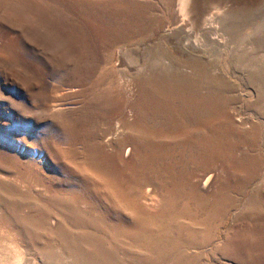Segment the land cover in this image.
Returning <instances> with one entry per match:
<instances>
[{"label":"rangeland","instance_id":"1","mask_svg":"<svg viewBox=\"0 0 264 264\" xmlns=\"http://www.w3.org/2000/svg\"><path fill=\"white\" fill-rule=\"evenodd\" d=\"M177 1L0 0V264H264V23Z\"/></svg>","mask_w":264,"mask_h":264},{"label":"bare ground","instance_id":"2","mask_svg":"<svg viewBox=\"0 0 264 264\" xmlns=\"http://www.w3.org/2000/svg\"><path fill=\"white\" fill-rule=\"evenodd\" d=\"M258 4H259V6H258ZM176 5H177V9H179L180 11H185V12H189V14H191V17H192V19H193V23H195V25H199L200 24V28H202V30L205 32L204 34H206L207 32H209L210 30H215L216 28H218L217 26L219 25L217 22H221V19L224 17V18H228L229 19V21H230V18H233L234 16L236 17V18H234V19H238L239 18V16L240 15H245L246 13H250V15H251V13H255V16H258L260 19L259 20H261V21H263V23H264V0H178L177 2H176ZM178 11V10H177ZM176 11V12H177ZM238 14H240V15H238ZM184 15V14H183ZM186 15V14H185ZM184 15V16H185ZM188 15V14H187ZM178 16V13L176 14V18H178L177 17ZM180 16V15H179ZM253 16V15H252ZM251 16V17H252ZM255 16H253V17H255ZM186 17V16H185ZM238 17V18H237ZM245 17H248V18H250V16H248L247 14L245 15ZM257 17V18H258ZM242 18V17H241ZM179 19V18H178ZM177 19V20H178ZM240 19V18H239ZM239 19H238V21H239ZM243 19V18H242ZM252 19V18H251ZM176 20V22H178ZM180 20V19H179ZM190 20V19H189ZM224 20H226V19H224ZM245 20H248L247 18H245ZM254 20V19H253ZM252 20V21H253ZM256 20V19H255ZM181 21V20H180ZM226 21H228V20H226ZM232 21V20H231ZM243 21V20H242ZM249 21V20H248ZM183 22V21H182ZM181 22V23H182ZM223 22V21H222ZM234 22V20L232 21V23ZM236 22H237V20H236ZM247 22V21H246ZM254 22V21H253ZM252 22V24H253V26H255L254 25V23L256 22H254L253 23ZM257 22H258V20H257ZM180 22H178V25L180 26V28L182 29L181 31H182V35H186L187 33V28H186V26H183V23L181 24ZM177 24V23H176ZM218 24V25H217ZM220 24H222V26H220V27H225L223 24H226V22H224V23H220ZM229 24V23H228ZM237 24V23H236ZM239 24V23H238ZM243 24V23H242ZM245 24V23H244ZM244 24H243V28H245L246 27V25H245V27H244ZM195 25H193V26H195ZM232 25V24H231ZM234 25H235V23H234ZM233 25V26H234ZM226 26H228V25H226ZM241 26V25H240ZM252 25H249V26H247V27H251ZM197 27V26H196ZM237 27V26H236ZM257 27V26H256ZM255 27V28H256ZM176 28H178V27H176ZM185 28V29H184ZM252 28V27H251ZM262 28H264V24H262V26H260V29H259V31H262L261 29ZM224 29V28H223ZM222 29V30H223ZM225 29H226V27H225ZM224 29V30H225ZM227 29L230 31V29L232 30V27L230 28V26H229V28L227 27ZM226 29V30H227ZM238 30H240V28H237ZM241 29H242V27H241ZM218 30H220L219 28L217 29V31ZM227 30V31H228ZM234 30H235V27H234ZM253 30H254V28H253ZM168 31V30H167ZM177 31H179V30H177ZM180 31V32H181ZM217 31H212V32H216L217 33ZM228 31V32H229ZM233 31V30H232ZM237 31V30H236ZM241 31V30H240ZM243 31H244V29H243ZM176 32V31H175ZM223 32V31H222ZM226 32V31H225ZM228 32H226V33H228ZM231 32V31H230ZM229 32V33H230ZM238 32V31H237ZM246 32V31H245ZM168 34H171V32H170V30H169V32H167ZM186 33V34H185ZM221 33V32H220ZM232 33L233 32H231V35H232ZM235 33V32H234ZM247 33V32H246ZM251 33V32H250ZM255 33H257V32H255ZM210 34H211V32H210ZM238 34V33H237ZM219 35H221V34H219ZM218 35V36H219ZM230 35V34H229ZM235 35V34H234ZM186 36H188V34L186 35ZM212 36H214V34L212 35ZM216 36V35H215ZM217 36V37H218ZM237 36V35H236ZM205 37H207V39L209 40V39H211V40H209V41H212L213 42V44L214 43H219V41H220V39H218V38H215V37H208V35H205ZM225 37V36H224ZM230 37H232V36H230ZM187 38H189V37H187ZM223 38V37H222ZM181 39H183L182 37H181ZM206 39V40H207ZM226 39V38H225ZM223 40V39H222ZM229 40V39H228ZM234 40V39H233ZM232 40V41H233ZM246 40V39H245ZM187 41V40H186ZM225 41V40H224ZM227 41V40H226ZM231 41V40H230ZM230 41H228V42H230ZM190 42V41H189ZM206 44H208V42H205ZM210 43V42H209ZM195 44H196V42H195ZM197 44H198V42H197ZM206 44L204 45V44H202V46L204 45V46H206ZM211 44V43H210ZM220 44V43H219ZM193 45V44H192ZM200 45V44H199ZM215 45V44H214ZM222 45H223V43H222ZM246 45V44H245ZM187 46V45H186ZM195 46V45H194ZM208 46V45H207ZM220 46V45H219ZM229 46V45H228ZM241 46V45H240ZM248 46H249V44H248ZM182 47H184L183 45H182ZM190 47V46H189ZM198 47H200V46H198ZM210 46H208V48H209ZM223 47V46H222ZM245 47V46H244ZM247 47V46H246ZM192 47H190V49H191ZM195 48H196V46H195ZM200 48H202V47H200ZM204 48H206V47H204ZM214 48V47H213ZM220 48V47H219ZM184 49V48H183ZM186 49H188V48H186ZM194 49V48H193ZM198 49V48H197ZM197 49H195L196 51H198ZM203 49V48H202ZM207 49V48H206ZM212 49V48H211ZM210 49V50H211ZM242 49H244L243 47H242ZM201 50V49H200ZM220 50V49H219ZM221 50H223V49H221ZM226 50V49H225ZM239 50V49H238ZM241 50V49H240ZM239 50V51H240ZM238 51V52H239ZM256 87H258V86H256ZM211 176H208L207 178H206V181H205V183H204V185L206 186V185H209L210 184V180H211V178H210ZM212 181V180H211ZM8 205L9 204H6V201H5V199H4V197H3V195H0V218H2V217H6V216H9L8 217V220H7V222L6 223H8V226H10V227H7V230H9V229H11V230H14L13 232L15 233V234H19V233H21V227L20 226H18L19 224L18 223H16V222H18L16 219H17V217H16V219H15V216L17 215V214H15L17 211H15L16 210V206L15 205H12L11 207H9V208H7L8 207ZM11 205V204H10ZM10 209V210H9ZM18 210V209H17ZM15 212V213H14ZM15 214V215H14ZM49 220V219H48ZM47 220V221H48ZM5 223V224H6ZM51 222H49L48 224H50ZM5 224H4V227H5ZM49 226V225H48ZM0 227H3V226H0ZM53 227V226H52ZM9 228V229H8ZM4 229H6V228H4ZM3 229V230H4ZM11 230H9V231H11ZM5 232H6V230H5ZM12 232V231H11ZM7 233H8V231H7ZM23 233V232H22ZM20 235V234H19ZM22 236H23V234H22ZM24 237V236H23ZM23 240V239H22ZM17 245V244H16ZM3 246V245H2ZM1 246V247H2ZM22 246H24L23 244H22ZM11 247V246H10ZM13 247V246H12ZM10 248L11 250H13V248ZM16 246H14V248H15ZM29 246H27V248H28ZM3 248V247H2ZM18 248V252H16L15 253V255H14V257H13V259H12V262L10 263V264H19L21 261H22V259H24L23 257H22V253L24 252H20L19 251V249H21V247L19 248V246L17 247ZM26 248V247H25ZM24 248V249H25ZM16 250V249H15ZM26 250V249H25ZM29 250H30V248H29ZM22 251V250H21ZM13 252V251H12ZM11 253V252H10ZM25 254H27V253H25ZM2 255V254H1ZM24 257H26V256H24ZM11 258V257H10ZM22 258V259H21ZM24 262V261H23ZM23 262H22V264H23Z\"/></svg>","mask_w":264,"mask_h":264}]
</instances>
